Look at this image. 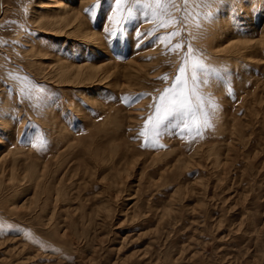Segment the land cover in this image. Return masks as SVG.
Instances as JSON below:
<instances>
[{
    "label": "rangeland",
    "instance_id": "1",
    "mask_svg": "<svg viewBox=\"0 0 264 264\" xmlns=\"http://www.w3.org/2000/svg\"><path fill=\"white\" fill-rule=\"evenodd\" d=\"M96 4L0 0V264H264V0Z\"/></svg>",
    "mask_w": 264,
    "mask_h": 264
},
{
    "label": "snow or ice",
    "instance_id": "2",
    "mask_svg": "<svg viewBox=\"0 0 264 264\" xmlns=\"http://www.w3.org/2000/svg\"><path fill=\"white\" fill-rule=\"evenodd\" d=\"M112 4L116 5L117 8L114 9L118 10L119 6L124 4V5H128L127 7V13L128 15L126 16H122L121 20H120V24L118 26V32L119 34L123 33V25L125 23H127V21L129 19L132 18V16L134 15V7H137L140 5L141 0H111ZM101 3V0H97V4L93 5L92 8L86 10L91 12L93 9H95L99 4ZM145 15H147V13H145ZM110 35H116V33H112ZM145 35V34H142ZM171 35H175L174 33ZM175 47L179 48L180 45L176 44ZM199 69L200 71H206V69L204 68L203 65H197L194 68V72ZM180 71H183V69H180ZM193 79H195V76H193ZM169 91H171L170 89H165V93H168ZM160 101H163V103L158 104L155 107V112L158 114L155 116V118H153V116L149 117V120H152V130L155 132V134L157 136L163 135L165 132H169L174 128H179L180 125L182 123H184V116H185V112L181 111L179 108H177V99L175 94L171 95V96H167L162 94L160 96ZM170 117H175L176 118V122H169V123H165L166 121H169ZM198 131V130H197ZM143 134V133H141Z\"/></svg>",
    "mask_w": 264,
    "mask_h": 264
}]
</instances>
